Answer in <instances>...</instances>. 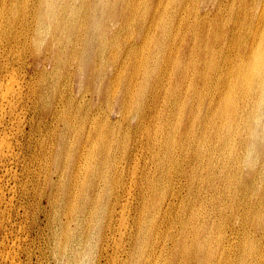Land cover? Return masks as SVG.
<instances>
[{
	"label": "rangeland",
	"instance_id": "1",
	"mask_svg": "<svg viewBox=\"0 0 264 264\" xmlns=\"http://www.w3.org/2000/svg\"><path fill=\"white\" fill-rule=\"evenodd\" d=\"M97 1L101 3L103 10L117 11L112 19L102 18L107 32L114 33L120 29L123 17L128 18L132 12L134 29L129 32L124 31L127 38L126 35L122 36V43L126 47L146 43L153 34L147 54L149 64L145 67L146 75L151 79L149 85L144 84L145 90L141 89V75L135 77L139 87L128 81L132 71L122 68V60L125 59L122 51L124 47L119 46V50L117 49L119 52H116L119 72L104 68L105 61H102L104 69L99 71L102 74L100 83L107 86V83L116 80L119 82L116 97L125 93L132 94L127 102L126 111H123L119 103H107L100 97L94 98L90 90L85 89L80 95L88 111L98 114L99 120L101 117L112 129L118 128L123 132L121 136L129 149L127 151L118 148L117 156L120 159L129 157L123 178L125 182L128 178L133 179L135 189L133 194L138 196L125 212L120 211L118 207L115 222L119 231L116 230L115 238H117L112 241L114 242L112 248L115 247L114 255L123 258L122 253L118 255V248L123 247L121 227L133 221L135 217L143 215L144 229H154L140 238V242L134 246V250L130 252L133 260L137 258L143 264L144 262L152 264L149 259L157 260L162 264H191V260L184 259L179 250L178 240L183 239L189 244H197L203 240L205 245L201 252L207 262L213 259V252L217 251L218 253L214 255L216 264H261L260 255H264V107L259 101H264V91L260 95L252 92L250 85L245 82L247 77L245 74L240 76L238 68L252 59L257 64L262 62L259 50L255 58L253 52L259 44V38L255 37L258 23H262L264 28L262 13L264 0H246L245 3L235 0H185L184 2L182 0V6L179 3L175 4L177 0H138L137 12L130 9V5H133L135 0ZM49 2H57L65 7L70 2L76 12L85 11L87 8L89 17L92 13L89 0H48V4ZM48 4L43 10L49 11ZM54 7L51 9L53 10ZM16 16L17 14H14V18ZM20 16L24 23L16 27L20 30L18 35L21 39L28 31L24 25L36 26V14L31 2L26 3L25 11L23 10ZM217 17L222 18L226 26L234 25L235 21L242 28L239 27L234 35H230L234 33L230 28L223 30L221 26L214 24ZM141 18L142 25L139 24ZM179 18L185 20L179 23ZM205 18L212 24L208 25L207 31L213 33L217 27L213 36H223L222 40L215 42L218 53L219 51L225 53L228 45L223 42L226 36V42L229 41L231 44L233 41L231 49L235 53L228 56L231 62L223 70L221 66H207L206 71L212 78L211 85L196 79L191 87L175 89L171 76V89L168 92H161L159 80L154 74L162 73L168 65L169 72L175 73L174 67L166 59L168 45L169 48L173 46L178 49L183 33L198 39L203 28L201 20ZM168 29L173 32L167 34ZM76 33L79 36L82 32ZM31 34L32 32L29 33L30 39ZM235 35L236 40L233 39ZM73 36L74 34L72 39ZM141 36L144 37L143 41ZM79 38L81 39V35ZM8 41L11 46L12 41ZM209 43V38L205 39L204 45L207 46ZM224 58L223 55L219 57L220 65L224 64ZM8 67L19 74L12 72L20 82L23 81V84L26 79H31L19 64L12 67L10 61ZM96 67L98 68V64ZM29 75L33 74L29 73ZM0 76L2 79L5 78L6 82L10 80L4 72ZM166 79L167 77L164 78L165 83L170 82V79ZM70 82L76 83L73 75ZM260 82L262 81L255 70L252 83L258 86ZM262 84L264 86L263 82ZM24 89L26 91L28 87L25 86ZM197 93H202L205 97L203 102L191 101L183 104L179 101L180 97L194 96ZM227 97H229V108L225 110ZM29 114L31 115L32 111H29ZM24 128L25 132L30 130L29 121ZM8 129L13 133L16 130L15 126L10 125ZM28 139L29 137H25L24 141ZM18 151L20 156L22 155L21 159L19 158L18 164L12 170L11 179L8 176L10 181L6 179L2 184L6 196L4 195L3 202L0 203V220L3 221H0V246H2L1 240L14 236L18 239L17 251L18 249L20 251L18 258L23 260L21 264H41V262L58 264L53 257L52 245L51 248L48 246L51 232L49 228L47 229L45 216L50 206L46 200L38 205L32 176L24 162L27 154L22 153L19 146ZM133 152H135L134 158ZM168 154H174L169 155V158H175L174 165H170ZM254 154L260 157L256 160ZM20 161L23 163L21 164ZM157 175L161 177L163 183L158 190H154ZM244 180L249 182L248 186L243 182ZM16 182L19 183L18 186H14ZM150 183L152 188H149ZM121 186L122 184H117L116 193L121 192ZM176 188L180 189L166 213L158 214L144 205V202L153 200L157 195H161L163 199L168 198L172 190H177ZM238 193L244 196H239ZM160 215L165 217L162 218ZM132 225L134 229L132 240L135 243L137 242L135 221ZM244 236L247 237L248 243L243 252L240 244ZM100 248L101 242L95 255L96 260L90 264L106 262L105 257L103 258L102 255L101 258L99 257ZM112 248L110 251L113 253ZM239 252H242L240 260L237 259Z\"/></svg>",
	"mask_w": 264,
	"mask_h": 264
},
{
	"label": "bare ground",
	"instance_id": "2",
	"mask_svg": "<svg viewBox=\"0 0 264 264\" xmlns=\"http://www.w3.org/2000/svg\"><path fill=\"white\" fill-rule=\"evenodd\" d=\"M235 1L246 2V0ZM29 2L32 3L35 10L36 26L24 25L28 31L20 39L18 35L20 30L16 26L24 23L20 15L23 10L25 11L26 3ZM183 2L177 0L175 4L179 3L182 6ZM136 3L138 4V0L130 5V9H134L135 12H137ZM47 4L48 0H0V75L4 72L6 77L10 78L6 82L5 78L2 79L0 76V203L2 204L5 195L2 184L10 174H13L12 170L18 164L19 158L21 159L22 155L20 156L18 151L19 146L20 151L27 154L23 158L29 168L28 172L32 176L35 199L38 201V205L46 200L50 206L46 213L47 216H45L47 229L49 228L51 232L48 246L52 245L53 257L58 264H90L94 262L100 242L101 253L99 257L101 258L102 255L103 258H106V262H100V264H143L139 259L134 258L133 260L130 257V252L140 242V238L149 232L151 233L154 229H144L143 215L133 219L136 223L135 240L137 242L134 243L132 240L133 221L121 227V229L123 228V233L121 232L123 247L121 249L118 246V255L120 256L122 253V259L114 255L115 247L112 248L114 243L112 241L117 238H115L117 230L115 218L118 207L120 211L125 212L127 208L133 205L134 199L138 196L133 194V190L135 191L133 179L128 178L125 182L123 178L129 157L120 159L117 156L118 148L129 150L123 141V136H121L123 132H120L118 128L112 129L101 117L99 120L98 114L95 115L90 110L88 111L83 104V97L80 95L83 90H90L94 98L100 97L107 103H119L123 111H126L127 102L132 94L125 93L116 97L119 82L110 81L105 86L100 83L102 74L99 71L110 68L119 72L116 52L119 50V46L124 47L122 51L125 59L122 60V68L132 71L128 81L135 87H139L135 77L141 75V89L145 90L144 84L149 85L151 79L146 75L145 67L149 64L147 54L153 34L146 43L126 47L122 43V36L126 35L125 38H127L124 31L129 32L134 29L132 12L128 18L127 16L123 17L122 27L112 33L105 31L102 18L112 19L117 11L103 10L101 3L97 0H89L88 4L92 10L90 17L87 8L85 11L76 12L70 2L67 3V7L57 2H49V11L43 10ZM53 6L55 7L52 10ZM262 13L264 14V11ZM14 14H17L15 18ZM184 20L179 18V23ZM222 20V18L217 17L214 24L218 27L221 26L223 30L230 28V31L234 32L230 35H234L239 27L242 28L235 21L234 25L226 26ZM142 23L141 18L139 24L142 25ZM201 23L203 28L198 39L183 33L182 42L178 49L173 46L169 48L168 45L166 59L174 67L175 73L169 72L170 66L168 65L162 73L154 74L159 80L161 92H168L171 89V76H173L175 89L191 87L196 79L211 85L212 78L206 71L207 66H221L223 70L231 62L228 56L235 53L231 49L233 41L231 44L229 41L226 42V36L223 42V44L228 45L225 53L220 51L218 53L215 42L222 40L223 36H213L217 27L213 33L207 31L208 25L212 24L206 18L202 19ZM78 31L82 32L80 34L81 39L79 38L80 35L78 36L76 33ZM256 31L255 37L259 38V44L253 52V57L258 56L257 51L259 50V57L262 62L257 64L252 59L250 62L243 63L238 68V74L240 76L245 74L247 77L245 78L246 84L250 85L252 92L260 95L264 91L262 84V82L264 83V28L262 23H258ZM30 32H32L31 39L29 38ZM169 32L172 33L173 31L168 29L167 34ZM237 33L236 35H238ZM72 34H74L73 39ZM207 38H209L210 43L206 46L204 41ZM8 40L12 41L11 46H9ZM143 40L144 37L141 36V41ZM241 53L243 54L242 51ZM221 55L225 58L224 64L220 65L219 57ZM22 58L25 60L21 61ZM103 60L105 61L104 68L102 67ZM10 61L12 67L19 64L31 79H26L24 84L23 81L20 82L12 74V72H16L8 67ZM97 64L98 68L96 67ZM255 70H257L262 81L258 86L252 83ZM29 73L33 75L30 76ZM72 75L77 84L70 82ZM166 77V80L170 79L171 83L169 81L164 82ZM223 77L226 78V76ZM25 86L28 87L26 91ZM203 100L205 97L202 96V93L179 98L183 104L191 101L203 102ZM259 102L264 107V101ZM228 108L229 97L226 98L225 110ZM29 111H32L31 115ZM27 121L30 123V130L25 132L24 126ZM9 125L15 126L14 133L8 129ZM165 125H167L166 122ZM25 137H29L28 141H24ZM132 155L134 158L135 152ZM169 155L174 154H168L170 165H174L175 158H169ZM254 155L256 160L260 157L258 154ZM24 169H26L25 166ZM30 180L29 182H31ZM156 180L154 190H158L163 183L159 175L156 176ZM243 182L247 183V186L249 185L248 181L244 180ZM18 184L16 182L14 186H18ZM117 184H122V186L121 192L116 193ZM149 188H152V183L149 184ZM179 189L172 190L173 192L170 196L168 195V198L163 199L161 195H157L153 200L144 202V205L158 214L166 213L169 206L173 204ZM238 195L244 196L241 193ZM160 217L164 218L165 216L160 215ZM244 237L241 240L242 245L240 244L243 252L248 243L247 237ZM16 239L17 237L11 236L6 240H1L0 264H21L20 262L23 261L18 258V239ZM178 245L182 257L191 260L193 264H216L214 255L218 253L217 251L213 252V259L210 262L203 258L201 252L205 245L203 240L197 244H189L183 239H179ZM111 248L113 253L110 251ZM103 250L106 251L103 252ZM241 253H238L237 259L239 260ZM260 259L261 264H264V255H260ZM149 261L152 264H162L154 259H149ZM147 263L144 262V264Z\"/></svg>",
	"mask_w": 264,
	"mask_h": 264
}]
</instances>
